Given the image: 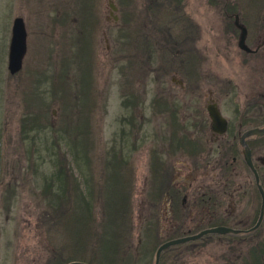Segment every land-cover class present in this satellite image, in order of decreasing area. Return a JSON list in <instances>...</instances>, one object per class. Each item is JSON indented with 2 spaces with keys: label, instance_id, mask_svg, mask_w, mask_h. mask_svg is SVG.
<instances>
[{
  "label": "rangeland",
  "instance_id": "1",
  "mask_svg": "<svg viewBox=\"0 0 264 264\" xmlns=\"http://www.w3.org/2000/svg\"><path fill=\"white\" fill-rule=\"evenodd\" d=\"M262 10L263 0H0V264L81 257L101 264L102 254L106 263L152 264L167 238L220 223L250 225L259 196L236 125H264V43L239 49L228 14L237 13L253 47L264 39ZM15 15L26 48L19 70L9 73ZM211 99L228 120L213 140ZM182 134L206 139L203 152L176 148ZM249 141L264 188V135ZM60 154L82 190L94 186L97 222H74L76 208L63 222L51 216L44 184ZM158 181L176 193L153 199L147 190L157 194ZM119 183L130 204L117 223L128 231L104 247L93 229L104 211V192L96 190ZM158 264H264V213L247 233L172 244Z\"/></svg>",
  "mask_w": 264,
  "mask_h": 264
},
{
  "label": "trees",
  "instance_id": "2",
  "mask_svg": "<svg viewBox=\"0 0 264 264\" xmlns=\"http://www.w3.org/2000/svg\"><path fill=\"white\" fill-rule=\"evenodd\" d=\"M178 142H179V139H177L176 143ZM184 142L186 143L187 140H185ZM113 153H114L113 154L114 157H113L112 165H114V169H116L117 164L120 163V161L123 159L121 143L119 144L117 151L116 152L114 151ZM67 167L68 166H66L64 154H60V156L58 155L56 157V161L53 162L54 173H50L49 183L44 184V189L48 193L46 195L47 205H48V208L50 209V212H52L51 216H53L55 219L60 217V219H62V222H63L66 216H68L69 218L71 217V214L69 215V212L70 211L74 212L76 208V212L74 213V222H77L78 218L80 217H83L86 223L89 221L91 223L97 222V219H94L92 215L93 205L96 201V196L93 193L94 186L91 184H90L91 187L88 186L89 187L88 192L90 193H87L86 186L82 190L79 187L76 178L71 176V172L67 169ZM158 171H159V168H158ZM159 181L162 182V180H159ZM159 181L156 183V186L160 190V191L156 190L157 194L152 193L150 191V188L147 190L149 191L153 199L160 198L163 192L165 191L171 194L170 192L171 188L174 191L173 194L176 193V189L174 187L169 188L170 185L166 186L165 184L164 186H162L159 183ZM52 183H55L58 191L52 189ZM166 184H167V181H166ZM119 185L120 186L110 184V185H106L104 189L100 187L98 190H96V191L100 190L104 192L103 194L104 196L102 197V200H101V206L103 207L104 211L102 214L101 221L98 222L97 224L99 225L98 229L96 227L93 229H94V232H97V233H94V235L95 236L98 235L97 238L102 241L103 245L106 242L116 240L117 237H119L121 234L126 233L128 231V228L125 230L123 228L119 229L118 227L119 225L117 223L119 218H120L119 220L121 221H122L121 218L124 219V215L130 204L129 197L128 195H126V192H125L126 189H124L125 186L122 185V183L121 184L119 183ZM72 221H73V218H72ZM89 231L91 234L92 230L91 229L87 230V233H89ZM79 233H80V230H78L77 234ZM104 256L105 254H102L100 256V258L102 259L100 260L101 264L106 263L103 261ZM73 258H77V257H73ZM80 259L88 262L89 264H92L91 261L85 257H81ZM106 264H112V263H106Z\"/></svg>",
  "mask_w": 264,
  "mask_h": 264
},
{
  "label": "water",
  "instance_id": "3",
  "mask_svg": "<svg viewBox=\"0 0 264 264\" xmlns=\"http://www.w3.org/2000/svg\"><path fill=\"white\" fill-rule=\"evenodd\" d=\"M263 12H264V5H263ZM240 29L239 37H238V45L242 47L245 50H248L249 48L243 43V37H244V27L239 25ZM25 28L23 19L19 15H15L11 19L10 24V34L8 38V44H7V54H6V68L9 73H14L21 67L22 57L25 52L26 44H25ZM206 113L210 120L211 129L215 131L216 133L220 134L224 132L226 127V120L216 108L215 105L209 103L206 105ZM264 135V125H255L248 127L244 129L239 135H238V143L241 146V155L244 160L245 165L250 170L253 182L255 185V188L257 190V193L259 195V207H258V213L256 216V219L253 224H251L247 228H238L229 226L226 224H214L210 226H205L200 229H198L195 232L187 233L171 238H167L157 244V246L154 249L153 253V260L152 264H158V258L159 253L162 249L176 243H180L186 240L195 239L203 234L207 233H239V232H246L253 230L256 228L263 216L264 213V189L261 186L258 178L257 170L252 162L251 159V151L248 145L245 142V138L249 136H260ZM64 264H89L88 262L81 260V259H70L66 261Z\"/></svg>",
  "mask_w": 264,
  "mask_h": 264
},
{
  "label": "flooded vegetation",
  "instance_id": "4",
  "mask_svg": "<svg viewBox=\"0 0 264 264\" xmlns=\"http://www.w3.org/2000/svg\"><path fill=\"white\" fill-rule=\"evenodd\" d=\"M263 5H264V0H263ZM263 11V10H262ZM263 14H264V12H263ZM228 15H232V17H233V20H232V23H233V26L236 28V29H238V35H237V40H236V45H237V47L239 48V49H241L242 51H245V52H254V51H256L257 49H258V47L260 46V45H262L263 43H264V39L262 38V39H260L259 41H257L256 43H254V46L253 47H250L248 44H247V42H246V36L248 35L247 34V27L244 25V24H242L240 21H239V19H238V15H237V13L236 12H233V13H229ZM239 25H241V26H243L244 27V30H245V32H244V37H243V43L249 48L248 50H245V49H243L242 47H240L239 45H238V37H239V32H240V29H239ZM251 43V42H250ZM209 103H211V104H213V105H215L216 106V102L214 101V100H209V101H207V103L205 104V110H206V105L207 104H209ZM216 108H217V106H216ZM219 110V109H218ZM221 113V112H220ZM223 116V115H222ZM224 117V116H223ZM225 118V117H224ZM201 119H202V117H201ZM209 119V118H208ZM225 120H226V127H225V130H224V132L226 131V129H227V126H228V120L225 118ZM184 124V123H183ZM251 127V126H250ZM248 128V127H247ZM244 129H246V128H243V129H241V121H239L238 120V122H237V125H236V133L239 135ZM209 132L212 134V137H211V140H213V139H217L219 136H220V134H218V133H216L215 131H213L212 129H211V124H210V120H209ZM189 133V131L187 132V134ZM187 134H185V135H181V136H179L178 138L180 139V138H183L184 139V141L185 140H189L190 141V143L191 144H193V147H192V149H190L189 151H187V149H186V143L183 141H179L177 144H180V145H177L176 144V148H179V146H181V152H185V153H187V154H190V155H195V156H198L201 152H203V150H204V146H205V144H206V142H207V140L206 139H204V138H202L201 136H197V137H195V138H193V137H189V136H187ZM188 135H190V134H188ZM252 137H255V136H249V137H246L245 138V142H246V144L248 145V147L250 148V141H249V138H252ZM237 139H238V136H237ZM185 143V144H184ZM237 143H238V140H237ZM182 144H184V145H182ZM238 145H239V143H238ZM240 146V145H239ZM241 147V146H240ZM250 151H251V149H250ZM242 156V155H241ZM243 159V158H242ZM154 161H156V158H155V160ZM243 162H244V160H243ZM173 187V186H172ZM169 188H171V187H169ZM175 189H176V191H177V188L176 187H174ZM264 189V188H263ZM170 191V190H169ZM171 194L173 195V190H172V188H171ZM258 194V193H257ZM200 198H202V197H200ZM199 198V199H200ZM209 198H210V196H209ZM258 213V212H257ZM263 217V216H262ZM256 219V218H255ZM255 219L252 221V223L251 224H253L254 223V221H255ZM262 220V219H261ZM261 222V221H260ZM250 224V225H251ZM260 224V223H259ZM250 225H248V226H246V227H238V228H242V229H244V228H247V227H249ZM258 227V226H257ZM255 229V228H254ZM251 231V230H250ZM248 231H246V232H239V233H247ZM238 233V234H239ZM235 234V233H234Z\"/></svg>",
  "mask_w": 264,
  "mask_h": 264
}]
</instances>
